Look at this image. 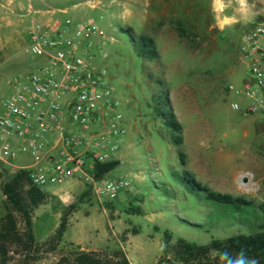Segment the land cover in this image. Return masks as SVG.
Here are the masks:
<instances>
[{"label": "rangeland", "instance_id": "1", "mask_svg": "<svg viewBox=\"0 0 264 264\" xmlns=\"http://www.w3.org/2000/svg\"><path fill=\"white\" fill-rule=\"evenodd\" d=\"M62 9L65 14L48 13ZM3 13L33 18L32 24L50 19L91 23L99 33L92 37L89 54L105 69L122 116L115 153L119 165L101 178L121 177L132 191L109 201L92 198L83 190L87 194L74 202L85 230L78 233L82 245L68 242L73 232L69 228L59 249L69 245L84 251L119 248L132 258L131 251L136 249L147 262L157 264L164 253L165 233L171 243L183 239L206 245L251 231L250 214L233 213L206 201L205 192H188L181 182L188 173L210 193L264 203V116L244 115L249 101L238 93L247 72L236 48L247 25L218 30L212 0H0ZM255 22L264 23V14L257 15ZM172 23H179L185 33L182 39ZM142 37L152 39L157 59L136 55L134 47ZM39 60L22 51V72ZM5 83L0 101L12 88ZM229 85L233 91L227 90ZM164 98L180 126L177 146L172 138L178 134L166 127L157 105ZM232 103L239 106L238 111L230 108ZM12 175L0 163V191ZM92 207L95 213L82 220ZM135 209L141 214L136 215ZM102 211L116 222L105 232ZM3 214L4 199L0 198V217ZM34 233L38 244L47 238L40 226ZM89 240L95 247H105L93 249L86 243ZM56 254H39L31 264H50ZM17 263L19 259L11 256L4 261Z\"/></svg>", "mask_w": 264, "mask_h": 264}, {"label": "built area", "instance_id": "2", "mask_svg": "<svg viewBox=\"0 0 264 264\" xmlns=\"http://www.w3.org/2000/svg\"><path fill=\"white\" fill-rule=\"evenodd\" d=\"M56 11L66 13H48ZM97 33L91 23L70 19L31 25L28 52L41 63L14 78L12 93L0 101V163L12 174L27 172L40 190L77 179L96 199L114 201L132 187L121 177H97L93 170L112 160L122 133L107 73L89 54ZM236 51L247 72L238 92L249 101L244 115L264 116V23L241 35ZM230 108L239 110L236 103ZM22 157L27 166L16 163Z\"/></svg>", "mask_w": 264, "mask_h": 264}, {"label": "trees", "instance_id": "3", "mask_svg": "<svg viewBox=\"0 0 264 264\" xmlns=\"http://www.w3.org/2000/svg\"><path fill=\"white\" fill-rule=\"evenodd\" d=\"M179 38L184 31L179 23H172ZM134 51L144 60L157 59L154 43L150 38H140ZM166 127L177 135L172 138L174 145L180 144V126L175 121L170 104L166 98L157 102ZM180 159L182 155H179ZM182 161V159H181ZM118 165L110 161L94 166V174L101 177ZM183 186L188 192L203 191L205 200L221 204L233 213L250 214L254 226L247 234H236L221 240H210L206 245H196L178 239L170 242L169 234H164V253L159 256L157 264H264V203H254L243 198L230 195L213 194L195 183L193 178L184 173ZM4 197V214L0 217V258L4 261L8 256L19 259L17 264H31L39 254L56 253L50 264H129L123 251L119 248L113 251L106 249L84 251L73 245L59 249L63 234L66 231L68 217L74 211L75 205L67 207L61 214L59 224L54 232L41 244L35 242L32 230L33 211L48 201L47 195L31 185L28 174L18 171L7 179L2 187ZM136 215L141 211L134 210Z\"/></svg>", "mask_w": 264, "mask_h": 264}, {"label": "crops", "instance_id": "4", "mask_svg": "<svg viewBox=\"0 0 264 264\" xmlns=\"http://www.w3.org/2000/svg\"><path fill=\"white\" fill-rule=\"evenodd\" d=\"M212 7L214 26L218 30L222 31L232 25H247V28L241 32L239 37L248 31L253 24L257 23H253L257 15L264 14V0H248V6L244 7L239 4V0H212ZM32 22L33 18H20L18 16L11 15L10 13H3L0 15V89L2 88V82L4 83V81L6 82L5 84L7 88H11V82L14 78L24 77L27 73H29L41 63L40 59L31 70L22 72V51L28 52L27 32L31 27ZM11 75H15L12 80L9 78ZM11 93L12 88L10 89L9 95ZM111 161H117L119 165V159L116 158L115 155ZM16 163H22V167H24L29 164V160L22 157V159H19V161L17 160ZM44 189L49 190L48 192H45ZM44 189H42V191L47 195L48 201L45 205L38 206L32 214V230L34 238L36 226H40V228L47 233L46 236L48 237L57 228L63 211L70 205L74 204V202L78 199V196L81 197L87 194V192H83V190H86L90 193L82 181L77 179L71 180L59 186H48ZM90 195L92 198H95L91 193ZM0 198L2 199V197ZM38 210H40V217L37 215ZM94 213L95 208L92 207L89 214L84 215L82 220L85 221ZM78 215L79 212L75 211L70 214L66 231L69 230V228H72L73 230L71 234L72 236L68 242L82 245V241H80V236H78V233H84L85 230L80 224L81 219L78 217ZM99 215L102 216V220H104V232L106 227L110 229L111 225L115 226L116 222L113 220L109 221L106 218V213L104 211H102ZM38 217L39 223H37ZM130 221L133 222L132 219H130ZM66 231L64 232L62 239L64 238ZM94 231L97 232V230ZM86 243L93 249L105 247V244L103 247H95L91 244L90 240ZM132 248L133 247H131V249ZM131 252L133 258L132 256L127 257V255H125L129 264H156V260L147 262L144 259V255L141 250L132 249Z\"/></svg>", "mask_w": 264, "mask_h": 264}, {"label": "clouds", "instance_id": "5", "mask_svg": "<svg viewBox=\"0 0 264 264\" xmlns=\"http://www.w3.org/2000/svg\"><path fill=\"white\" fill-rule=\"evenodd\" d=\"M239 4L244 7V6H248V0H239Z\"/></svg>", "mask_w": 264, "mask_h": 264}, {"label": "water", "instance_id": "6", "mask_svg": "<svg viewBox=\"0 0 264 264\" xmlns=\"http://www.w3.org/2000/svg\"><path fill=\"white\" fill-rule=\"evenodd\" d=\"M240 179H241L242 181H244V180L242 179V177H240Z\"/></svg>", "mask_w": 264, "mask_h": 264}]
</instances>
